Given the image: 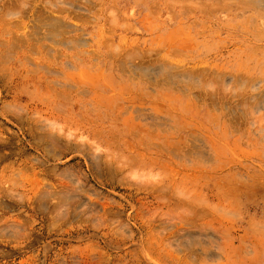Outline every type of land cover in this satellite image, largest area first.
<instances>
[{"label": "rangeland", "instance_id": "rangeland-1", "mask_svg": "<svg viewBox=\"0 0 264 264\" xmlns=\"http://www.w3.org/2000/svg\"><path fill=\"white\" fill-rule=\"evenodd\" d=\"M0 264H264V0H0Z\"/></svg>", "mask_w": 264, "mask_h": 264}, {"label": "bare ground", "instance_id": "bare-ground-1", "mask_svg": "<svg viewBox=\"0 0 264 264\" xmlns=\"http://www.w3.org/2000/svg\"><path fill=\"white\" fill-rule=\"evenodd\" d=\"M55 1H57V0H55ZM72 1V0H71ZM51 2V1H50ZM260 2H261V0H260ZM263 2V1H262ZM49 4V3H48ZM50 16V15H49ZM44 18V17H43ZM48 18V17H47ZM52 18V17H51ZM56 18V17H55ZM58 20V19H57ZM49 22V21H48ZM52 22V21H51ZM59 22V21H58ZM65 23H67V22H65ZM52 24V23H51ZM68 24H69V22H68ZM46 25V24H45ZM53 26V25H52ZM69 26V25H68ZM47 28V27H46ZM63 28H65V27H63ZM51 29V28H50ZM58 29V28H57ZM51 30H53V29H51ZM65 30V29H64ZM58 31H59V29H58ZM50 33V32H49ZM48 33V34H49ZM51 33H53L52 31H51ZM54 34V33H53ZM48 37V36H47ZM82 41V40H81ZM146 69V68H145ZM44 135V134H43ZM52 136V135H51ZM54 136V135H53ZM48 137V136H47ZM49 137H50V135H49ZM48 137V138H49ZM44 138V137H43ZM52 138V137H51ZM46 139V138H45ZM50 139V138H49Z\"/></svg>", "mask_w": 264, "mask_h": 264}]
</instances>
